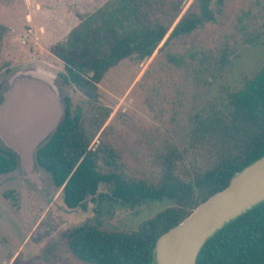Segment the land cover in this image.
Segmentation results:
<instances>
[{
	"label": "rangeland",
	"instance_id": "374dc122",
	"mask_svg": "<svg viewBox=\"0 0 264 264\" xmlns=\"http://www.w3.org/2000/svg\"><path fill=\"white\" fill-rule=\"evenodd\" d=\"M106 1L0 0V25L8 29L0 39V84L18 71L40 70L53 77L64 107L87 110V97L65 82L64 63L49 48ZM215 8L214 22L162 43L151 58L125 59L104 76L99 103L110 112L104 137L118 153V168L102 164L103 172L138 177L154 170L159 155L189 146L199 116L223 110L229 94L264 68V0H227ZM99 142L97 136L93 146ZM35 171L41 185L20 165L0 175V264H88L69 247L74 227L88 222L129 231L173 205L161 199L125 207L95 196L71 209L51 175L36 163ZM98 193L110 194L111 187L102 184Z\"/></svg>",
	"mask_w": 264,
	"mask_h": 264
},
{
	"label": "trees",
	"instance_id": "16d2710c",
	"mask_svg": "<svg viewBox=\"0 0 264 264\" xmlns=\"http://www.w3.org/2000/svg\"><path fill=\"white\" fill-rule=\"evenodd\" d=\"M189 1L107 0L49 48L64 63L65 82L88 99L87 110L73 113L66 105L57 129L35 153L36 165L62 189L66 205L84 207L95 196L125 207L149 200L173 202L133 230L108 231L88 222L74 227L67 236L69 247L88 264H156L158 239L264 156L262 68L242 89L229 94L223 110L199 116L189 146L159 155L154 170L138 177L102 171L103 165L118 168V153L104 137L110 112L99 103V84L121 61L151 58L162 43L166 46L214 22L215 7L221 10L227 0H193L182 13ZM7 31L0 25V39ZM17 168V154L0 138V173ZM102 184L111 187L110 194L98 193ZM197 264H264V201L209 238Z\"/></svg>",
	"mask_w": 264,
	"mask_h": 264
},
{
	"label": "water",
	"instance_id": "95a60500",
	"mask_svg": "<svg viewBox=\"0 0 264 264\" xmlns=\"http://www.w3.org/2000/svg\"><path fill=\"white\" fill-rule=\"evenodd\" d=\"M0 103V138L18 156L24 176L41 185L35 153L53 133L65 107L51 75L40 70L18 71ZM264 201V156L237 173L228 187L199 205L156 243V264H197L209 238Z\"/></svg>",
	"mask_w": 264,
	"mask_h": 264
},
{
	"label": "flooded vegetation",
	"instance_id": "af4514ba",
	"mask_svg": "<svg viewBox=\"0 0 264 264\" xmlns=\"http://www.w3.org/2000/svg\"><path fill=\"white\" fill-rule=\"evenodd\" d=\"M9 83V81H7ZM6 82V83H7ZM6 83L4 85H1L0 84V103L4 100V96H3V93L5 91V89L8 87L5 88L6 86ZM50 136V135H49ZM10 172H13V171H7L6 173H0V175H3V174H9Z\"/></svg>",
	"mask_w": 264,
	"mask_h": 264
}]
</instances>
